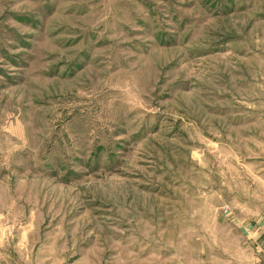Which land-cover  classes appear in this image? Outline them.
I'll use <instances>...</instances> for the list:
<instances>
[{"label":"rangeland","instance_id":"1","mask_svg":"<svg viewBox=\"0 0 264 264\" xmlns=\"http://www.w3.org/2000/svg\"><path fill=\"white\" fill-rule=\"evenodd\" d=\"M0 264H264V0H0Z\"/></svg>","mask_w":264,"mask_h":264}]
</instances>
